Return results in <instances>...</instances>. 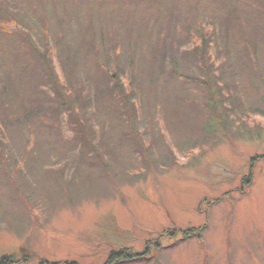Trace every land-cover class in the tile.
I'll return each mask as SVG.
<instances>
[{"label": "rangeland", "instance_id": "rangeland-1", "mask_svg": "<svg viewBox=\"0 0 264 264\" xmlns=\"http://www.w3.org/2000/svg\"><path fill=\"white\" fill-rule=\"evenodd\" d=\"M199 26L216 33V113L188 79L207 74L184 35ZM101 61L118 72L124 114L90 86L113 84ZM57 92L100 134L96 163L67 144L71 111ZM198 205L203 240H164L146 264H264V0H0V259L103 264L164 227L203 224Z\"/></svg>", "mask_w": 264, "mask_h": 264}, {"label": "trees", "instance_id": "trees-1", "mask_svg": "<svg viewBox=\"0 0 264 264\" xmlns=\"http://www.w3.org/2000/svg\"><path fill=\"white\" fill-rule=\"evenodd\" d=\"M187 32V33H186ZM184 35H188V37H193L194 42L196 43V46H193L190 49V53L194 55V59L200 63H203L205 65V70L207 72V74L205 75L204 79H198V78H190L188 77L189 80H194L196 82L201 83L202 85L206 86L208 88V93L207 96L209 97V103H206L205 107H207L208 109H212L213 112H217L220 109V106L223 103V100L225 98L224 95H222L219 91L214 90L213 87L214 85H216V80L214 75H212L211 73V69H210V64H212L211 62V57H210V52L209 50L212 48L213 46V40L216 37V33L214 31L213 28H203V27H198L197 30H194L193 28L190 27V29L186 30L184 32ZM46 44V42H45ZM157 48L158 45L156 44ZM55 49H58V46L55 45L54 46ZM48 48V47H45ZM53 48H51L52 51L55 50ZM89 50V49H88ZM44 53V57H40L39 58V64H41L42 66H45L46 68V73L49 74V76L52 74L50 72L54 69L53 68V62L51 59V55L48 56L46 55L47 52H43ZM163 54V52H162ZM46 56V58H45ZM110 62V61H109ZM101 68H102V72L104 74V79L106 81H112L113 84L110 86L109 84H103V83H98V82H94V81H90L89 82L93 83L90 86H94V88L96 89V95L97 97L102 96V94H106L107 96H109L110 98L106 101H99L101 103H103V106L108 107L109 109H111L112 111L115 110L116 112H118L119 115L124 114L125 110L122 108V102L124 103V98H122L121 96V91H124L123 85L121 83V80L119 79V75L117 71H114L113 69H111L109 67V64L107 62H100ZM22 71L19 72V67H14L13 70L9 73V75L12 77L14 74H19ZM53 72V71H52ZM72 69L69 70V73L72 74ZM46 77V78H49ZM13 84L16 88V82L13 81ZM55 85L53 83H51L50 86ZM69 87L72 85L67 84ZM82 86H84L83 83H81L79 85V88H81ZM116 90L120 92V94L116 93ZM42 92V91H41ZM37 93V92H36ZM45 93V100L48 103V100L51 99L48 91H44ZM72 93V91H71ZM72 95H77L76 91L75 93H73ZM39 96V94H37V96H33L30 98V100H34L37 99V97ZM115 96L120 97L121 101H117V99L115 98ZM124 96V95H123ZM23 97V96H22ZM58 100H66L67 102L64 103V106L67 107V109H70L71 111V115H68V118H70V120L68 119V124L70 126V129L72 131V137L70 140H68V145L70 144L73 147L78 148L79 150V154H80V159L83 160H87L89 163L92 162V164L96 163L95 159L98 157H100L98 154L100 153L99 151V147L97 146V144L94 142L95 139L92 138V135L94 137L97 138L98 135H100L99 133H97L96 129H95V125L93 124H88L89 127H86V123H87V118L86 121L84 122L82 119V116L79 117L72 115L74 113V110L72 107H70V103H73V101L71 100L70 96L67 98L64 96H61L59 92H57V96L54 97V100L56 99ZM84 98V97H83ZM86 98V97H85ZM85 98L83 99V101L81 102L80 105V110L84 111L85 108V104L88 101H91L90 96L88 95L86 100ZM22 100H24V97L21 98ZM94 99H96V97L94 96ZM113 100V101H111ZM68 101L70 103H68ZM86 101V102H85ZM85 102V103H84ZM49 104V103H48ZM50 105V104H49ZM63 105V103H62ZM223 106V105H222ZM43 107H41V105L39 106L37 111H43L42 109ZM46 111L50 110V107H44ZM60 107L58 106L57 109H59ZM209 109V110H210ZM32 110L34 111V107H32ZM45 111V112H46ZM28 112L31 113V110L27 111L24 114V116H26V120L30 119V115H28ZM35 112V111H34ZM208 114V113H207ZM94 117H96V115H93ZM46 117V116H44ZM89 117H92V115H90ZM211 118V117H209ZM31 125V124H29ZM98 151V152H97ZM98 159V158H97ZM100 159V158H99ZM254 159H256V156H254ZM79 160V157L77 160H73V162H77ZM252 164H254V162H252ZM252 167L250 168V172L249 175L243 178V184H249L252 180ZM244 187H242L241 192L243 193ZM221 200V198H217L214 200H209V199H204L202 203H206V207H211L214 204L218 203ZM202 208L201 205H198V210L201 212H204L206 215V220L203 224L199 225V226H187L185 228L182 227H177V226H173V227H164L162 229L161 232L157 233L155 236L153 235V237H151L148 240L147 246L141 250V251H137L135 250L132 246L129 245H123L121 246V248H115L112 249L109 253V256L107 258V260L103 263V264H146L149 263L152 260V252L153 250H155L156 252L162 251L163 249H165V245H163L164 240H175V242L178 241H187L189 239H196L198 241H202L204 238V234L207 230V228L209 227V213H208V209L207 208ZM31 260V255L28 254L26 251H21V256H17V255H13V254H9V255H4L1 257L0 259V264H29V261ZM38 264H80L78 261H49L47 259H43L40 260Z\"/></svg>", "mask_w": 264, "mask_h": 264}]
</instances>
